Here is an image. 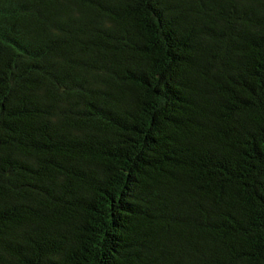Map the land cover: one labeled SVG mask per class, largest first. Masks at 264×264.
Segmentation results:
<instances>
[{"label": "trees", "instance_id": "16d2710c", "mask_svg": "<svg viewBox=\"0 0 264 264\" xmlns=\"http://www.w3.org/2000/svg\"><path fill=\"white\" fill-rule=\"evenodd\" d=\"M0 264H264V0H0Z\"/></svg>", "mask_w": 264, "mask_h": 264}]
</instances>
